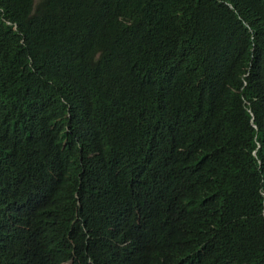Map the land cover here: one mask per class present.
Listing matches in <instances>:
<instances>
[{
  "label": "trees",
  "instance_id": "trees-1",
  "mask_svg": "<svg viewBox=\"0 0 264 264\" xmlns=\"http://www.w3.org/2000/svg\"><path fill=\"white\" fill-rule=\"evenodd\" d=\"M263 22L264 0H0V105L64 98L81 152L134 158L43 164L51 215L22 235L0 204L13 263L264 264Z\"/></svg>",
  "mask_w": 264,
  "mask_h": 264
},
{
  "label": "clouds",
  "instance_id": "clouds-1",
  "mask_svg": "<svg viewBox=\"0 0 264 264\" xmlns=\"http://www.w3.org/2000/svg\"><path fill=\"white\" fill-rule=\"evenodd\" d=\"M16 29V26H15ZM264 31V22L261 26ZM101 60L96 56L94 65ZM15 65L16 61L10 59ZM79 116L64 98L38 92L22 104L0 105V204L9 223L24 235L31 227L36 211L45 208L51 215L53 197L41 180L40 167L55 169L57 179H75L89 173L96 179H113L119 162L134 160L126 153L104 150L80 151L77 138ZM137 176L141 177L139 168ZM148 183L141 186L144 193ZM13 240L0 229V264H14Z\"/></svg>",
  "mask_w": 264,
  "mask_h": 264
}]
</instances>
